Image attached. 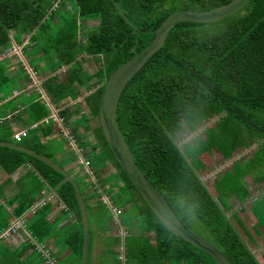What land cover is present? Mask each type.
<instances>
[{
	"label": "trees",
	"instance_id": "1",
	"mask_svg": "<svg viewBox=\"0 0 264 264\" xmlns=\"http://www.w3.org/2000/svg\"><path fill=\"white\" fill-rule=\"evenodd\" d=\"M232 1L0 0V58L6 56L0 60V109L14 99L26 101L25 113L16 106L0 114V119L4 120L0 123L4 127L1 133H5L0 135V142L24 146L53 162H56L51 155L54 153L48 152V148L55 147V156L59 153V146L55 145L57 139L49 141L52 144L44 142L57 132H53L56 122L50 117L51 110L41 96L30 99V96L26 98L19 94L2 104L1 95L14 79L8 74L7 53L21 35L37 31L30 39V50L36 53L37 43L43 38L45 44L40 51L48 52L49 48L57 54L58 66L74 63L79 54L112 55L115 58L114 62L108 61L105 71L99 68L94 75L84 73L87 82L95 80L98 84L93 85L99 89L86 98L85 116L78 119L85 129L82 133L79 129L69 132L75 145L83 147L82 158L90 167L93 164L84 153L87 151L97 157V179L106 167H114V173L101 180L107 184L115 181L111 187L117 188L119 195L129 191L127 205H132L134 215L138 213L141 218L134 221L133 226L139 227L141 223L140 227L147 232L141 237L146 238L147 243L142 246L129 243L126 263L217 264L205 252L173 235L158 220L118 164L101 127L93 130L91 120L99 118L104 85L121 65L151 44L154 35L148 32L158 29L171 14L206 12ZM115 3L138 27V32L119 14ZM50 15L52 20L46 24ZM80 20H84L87 30L90 21L98 22L99 26L93 32L82 33ZM53 23L59 32L50 40L47 34ZM82 36H86V42L82 41ZM77 77L78 74L72 79ZM50 87L46 88L47 92L56 93ZM65 88L69 89V86L58 91L62 93ZM65 95L67 93L60 98ZM69 112L70 108L61 114L65 118ZM22 115H26V119ZM213 117L219 118L215 126L205 128L203 134L180 145L181 134L196 133ZM20 122L22 126L24 123V128L34 125L35 128L29 129L27 135L17 141L15 136L20 131H15L14 126ZM119 124L137 164L188 227L215 243L234 264H263L251 246L257 249L258 240H264V193L250 204L254 222L248 217L242 219L240 211H234L232 200L240 205L249 200L251 185L247 178L255 185L264 183V0H250L239 13L219 23L176 26L164 49L127 86L119 106ZM57 136L58 140L64 138ZM252 146H256L255 152L237 160L215 178V197L200 177L208 171L204 160L215 155L230 160L238 150ZM72 155H75L74 151ZM25 165L31 169L20 178L21 182L33 175L40 186L38 192L42 193L46 188L55 191L58 203L65 206L63 210L68 213L70 223L61 226L60 219L50 221L48 205L27 214V217L33 216L26 221L23 215L34 204L36 192L32 189L27 192L26 187L12 196L6 194L13 187L12 175ZM0 170L5 172L4 181H0V264H50V259L62 264L54 253V245L62 247L63 264H81L85 232L74 185L71 182L60 185L65 179L63 174L30 155L7 147H0ZM17 182V186L23 184ZM131 194L139 199H134ZM27 199L30 201L25 203ZM20 218L23 224L18 232L21 237L24 234L25 240L14 247V237L5 238L4 234ZM247 221L251 222L250 226ZM57 231L63 236L58 235L60 239L53 243L50 239ZM151 233L155 244L151 243ZM41 248L50 254V258ZM261 256L264 259V253ZM87 264H90L89 258Z\"/></svg>",
	"mask_w": 264,
	"mask_h": 264
},
{
	"label": "rangeland",
	"instance_id": "2",
	"mask_svg": "<svg viewBox=\"0 0 264 264\" xmlns=\"http://www.w3.org/2000/svg\"><path fill=\"white\" fill-rule=\"evenodd\" d=\"M71 7H75L73 3H70ZM68 5V4H67ZM57 6V5H56ZM69 6V5H68ZM66 7V6H65ZM70 7V6H69ZM49 20H52V15H50L49 17H47V20H45V23H49ZM82 23V24H81ZM90 26H88V30L86 29V24L84 23V20H80L81 24V28L79 27V30H81L82 33H86V31L89 33V31H95L97 30L99 23L98 22H93L90 21L89 22ZM86 29V30H85ZM59 32V29L57 27V25H55L53 23V26L51 28V32L50 34L48 33L47 36L48 38H50V40L54 39L57 37ZM34 33V31H33ZM35 33H38L37 31ZM31 34V33H28ZM50 35V37H49ZM86 35V34H85ZM14 37L16 38L15 34ZM29 38V37H27ZM26 38V39H27ZM82 41L86 42V36L83 37L82 36ZM28 42V41H27ZM27 45H29L28 43H26ZM45 44V41L43 40V38H41V41H39L37 43V47L36 49V53L37 55H42L43 57L46 56V59L48 60V62H51V64H54V66H58L57 64V54H55L54 52H52L49 48L47 49V51H40L41 47ZM14 46V43H13ZM19 50V49H17ZM17 50H15V48H12V50L10 52L12 53H17ZM9 52V53H10ZM20 52V50L18 51ZM7 53V55L9 54ZM107 55H101V56H96V57H91L88 61V63H83L84 67L86 68L87 73L89 74H93L95 72H97V70H99V68L103 71H105V69L107 68L108 65V61H115L114 56L109 55L107 56L109 59H107L106 57ZM3 58V56H2ZM38 62V61H37ZM75 64V63H74ZM26 68V71H22L21 72V79L25 80V84H23L22 86L19 85L18 79H13L10 82V87H7L5 89V91H3V95H1V99L3 100L2 104H4L7 100L8 97L12 96V98H14L16 93L21 92L23 89L24 91H22V93L24 95L27 94L28 91H30L28 88L29 86H32V81L29 80L30 76H28V72L29 69L33 70V67H35V64H27L24 66ZM53 67V66H52ZM54 67V68H55ZM74 68H78V66H72ZM95 84L96 81H94ZM93 83V84H94ZM99 87V86H96ZM17 96V95H16ZM40 95H33L34 98L39 97ZM42 99H43V95ZM33 98V99H34ZM15 101L17 100H12L10 105L5 104L1 109H0V113H6L9 112L10 110H12L13 107H16L17 102L15 103ZM29 101V99H28ZM26 103V101L24 102ZM11 107V108H10ZM219 121V118L213 117L212 120H209L205 123V126H203L202 128H199L198 131L196 133H192V132H188L186 134H181V142L180 145L185 143V142H190L192 141L197 135L199 134H203L205 128L210 127V126H215L216 123ZM79 122H75L74 123V127L76 129L79 128ZM92 128L96 129L99 128V121L98 119H93L91 122ZM85 129V127L81 124L80 128ZM3 125H0V135H3L5 133H1L3 130ZM81 128V129H82ZM70 132L68 133L69 137ZM66 137H64L62 140H57L55 142L56 146H59V148L57 149L59 153H65V157L68 158L67 161H61L58 158V154L55 156V152H53L55 150V147H49L48 148V152L54 153L51 154L54 156V161H56L55 163H59L61 164V168L64 167L65 169L68 170L69 165H77V167L73 168L72 170L69 169L68 172L69 174L73 173L74 177H75V181L76 183L79 185L82 196L84 198L86 207H87V211H88V217H89V225H90V234H91V252H90V256H89V260H90V264L94 263V260L99 261V264H124V262L126 261H120L118 260V255L114 254L113 252H115V249H113V244H114V238L112 237H103L102 235H105L107 233H109L111 230V228L113 229V222L115 221L117 223L118 226L120 225H124L126 228L129 229V225H131L133 227V229H137L139 227H135V225L133 226L134 221L137 222V219L141 220V218L137 214L134 215V207L132 205H129L128 207L126 206L129 203V199H130V195H129V191L127 193L123 192V194L119 195L118 194V189L117 188H112L110 183H114L110 182L109 186L106 188V181L105 180H101L102 178L105 179L106 177H109L111 174L114 173L115 169L112 165L106 167V169L102 170L100 173V177L97 179L96 176H98V168H97V164H96V160L97 157L93 156V155H89L86 151V156L88 157L87 159H90V163L93 164L91 167L88 164H79L78 159L79 156L77 155V150H76V146L78 147V149H80V152H82V148L79 147L78 145H74L73 142L71 140L74 141V139H65ZM72 138V136H71ZM53 141V140H52ZM92 143H96V140L91 138ZM53 142H49V144H52ZM256 150V146H252L249 149H244V150H238L237 152H235L234 156L230 159V160H225L223 159L222 156L220 155H215L212 158H206L204 161L207 164L208 167V171L200 174L201 180L204 182V184L206 185V187L210 190V192L216 197V193L214 191V180L215 178H217L218 176H220L221 173H224L227 169H229L232 164L234 162H236L237 160H240L241 158H247L248 156H250L253 152H255ZM74 151L75 155H72V152ZM82 155V153H81ZM73 158H74V162H73ZM71 162V164H67ZM58 164V165H59ZM100 164V161H99ZM60 166V165H59ZM92 170V171H91ZM90 172H93V174H91ZM36 177H34L33 175L30 176V178L28 180L25 181L26 185H27V192L28 189H32L34 190L35 196H39L40 192H38L40 186L38 184V182L35 179ZM247 182L251 185L250 187V191L252 194L253 200H255L257 197L261 196V194L264 193V183H260L258 185H255L253 183V181L251 179H247ZM18 183V182H17ZM16 183V184H17ZM15 184L14 189L17 190V185ZM116 184V182H115ZM25 185V186H26ZM19 188V187H18ZM45 191H50L47 188L44 189ZM52 191V190H51ZM42 196V195H41ZM135 197L134 199H139L138 196L136 195H132L131 197ZM28 197V196H27ZM43 197V196H42ZM30 199L25 200V203L29 202ZM234 201L233 205H234V211H240L241 213V217L242 219L247 220V216L250 212L249 208H250V204L251 201L247 202L245 205H240L235 199L232 200V202ZM54 200H50L48 202V208L51 211V214L54 213L57 209H61L62 210V215L60 220L61 221V225L62 224H68L69 222V216L68 213L65 212V210H63L64 206H62V204L59 205H55L53 204ZM110 202V204H109ZM57 203V201L55 202ZM125 207H127V209H124ZM47 208V207H45ZM116 210V212H115ZM50 214V215H51ZM230 215V214H228ZM25 216V215H23ZM33 216V215H31ZM30 216V217H31ZM26 216V221H28L27 219L30 218ZM249 220L252 222L255 221L253 219V217H249ZM251 222L247 221V224L250 226ZM141 224V223H140ZM139 225V224H138ZM113 226V227H112ZM117 230V227H115L114 231ZM198 231V230H197ZM58 235H62V233L60 232H54L51 242L54 243V241H56L57 239H60V237H58ZM67 235V234H66ZM63 236V235H62ZM153 236V235H152ZM152 241H154V239H151ZM21 239L15 240V243H21L20 242ZM124 244H125V248L126 250L129 248V243L134 244H140L141 246L144 245L145 243H147V239L141 236H128L125 238L124 240ZM144 242V243H143ZM14 243V244H15ZM258 249H256L254 246H251V249L254 253H256V256L258 258V260H260V263L264 264V261H262V253H264V250L262 251V253H259V249L264 248V240H258ZM15 246V245H14ZM139 246V245H136ZM16 247V246H15ZM54 247V253L57 255V258L59 260L62 261V264L64 260L62 253H60L61 251V246H53ZM64 247V246H63ZM107 248V249H106ZM109 249V250H108ZM62 252V251H61ZM259 254V255H258ZM127 264H129L127 262Z\"/></svg>",
	"mask_w": 264,
	"mask_h": 264
},
{
	"label": "water",
	"instance_id": "3",
	"mask_svg": "<svg viewBox=\"0 0 264 264\" xmlns=\"http://www.w3.org/2000/svg\"><path fill=\"white\" fill-rule=\"evenodd\" d=\"M250 0H233L232 2L206 12L179 11L168 16L158 29L148 32L154 35L151 44L142 52L137 53L132 59L121 65L108 79L104 85L100 100V113L98 121L114 157L122 170L126 173L142 198L156 215L158 220L175 236L181 238L193 247L200 249L212 257L217 264H234L229 256L220 249L215 243L201 236L177 215L161 191L148 179L143 170L137 164L119 124V106L122 96L129 83L137 76L143 68L150 62L159 51L164 49L170 33L173 29L184 23H196L211 25L222 22L239 13ZM119 14L132 26L135 32L139 29L133 25L118 3H115ZM0 147H7L12 150L23 152L41 162H44L52 169L63 174L65 179L60 184L71 182L74 185L76 197L82 214L84 225L85 241L84 254L81 264H87L90 252V225L87 207L82 196L81 190L76 181L49 158L42 156L34 150L24 146L0 142Z\"/></svg>",
	"mask_w": 264,
	"mask_h": 264
},
{
	"label": "crops",
	"instance_id": "4",
	"mask_svg": "<svg viewBox=\"0 0 264 264\" xmlns=\"http://www.w3.org/2000/svg\"><path fill=\"white\" fill-rule=\"evenodd\" d=\"M34 34H35V32L34 33L32 32L31 34L25 33L18 38L19 39L18 41H15L13 48H15V50L19 49L20 52L17 51V53H18L17 55L15 53H12V52H10L7 55V57L9 58L7 61V63H8L7 66L9 67L8 74L12 78L18 79L19 85L22 86L23 84H25V82H24L25 80H22L20 75H21L22 71H26V68L24 66L29 64V63L35 64V67H33V70L29 69V72L27 73L28 76H30L29 80L32 81V86H29L28 89L30 91H28L27 94L23 95V96H25L26 98H28L30 96L29 98L31 99V98H34L33 95H37V94H39L40 96L43 95V99H42V96H41V99L47 104V106L51 110L52 115L50 117L53 118V120L56 122V123L54 122L55 126L53 129V132L54 131L57 132V135H59L60 137L63 136V137H66L67 139H72L71 136L67 137L69 131L71 132L73 130L79 129L78 132L82 133L83 128L82 127H81L82 129L80 128L81 125H79V128L76 129L74 127L73 123L79 122L78 119L82 118V116H85V110H86L85 100H86V98L91 96L93 93L96 92V90L99 89V87H96L95 85H93L95 80L93 82L89 83L85 79L86 76L84 73H87V71L85 68L86 66L84 67L83 63L87 64L89 59L92 56H86L85 54H79L77 60L74 62L75 64L72 63V64L67 65L64 63V64H59V66L55 67L54 64H51V62H48V60L46 59V56L43 57L40 54L37 55V53H33L30 50V48H29L31 46V42H30L31 40L30 39ZM13 36H14V34H13ZM27 37H29V38H27ZM83 37H85V36H83ZM26 43H28L29 45H27ZM2 59H4V58L1 57L0 60H2ZM79 65H81V66H79ZM72 66H78V68H74ZM95 73H93L92 75H94ZM77 74H78V77L73 80L72 79L73 76H75ZM87 74H89V73H87ZM51 80H53V82ZM48 86L49 87L51 86L50 88H52L53 91H56V93H53L54 96H53V94H49L47 92L46 88H48ZM63 86H69V89L65 88L64 91L61 93L58 91V89L62 88ZM22 91H24V89ZM22 91L19 93H16L14 96L16 97V95L23 94ZM66 93H67V95L60 98L61 96H63ZM68 93H69V96H68ZM12 96L8 97L6 100L8 101V100L12 99ZM24 102H23V99H19L17 101V105H16V106H18L19 110L22 111L21 112L22 114L25 113V107H24L25 103ZM69 108L71 109V112H69L68 115L64 118V116L61 113L64 110H67V109L69 110ZM8 114L10 115L11 113H8ZM22 116L24 119H26V115H22ZM65 120H66V122H65ZM3 121H4L3 119H0V123ZM47 122L48 121H46V123ZM91 122H92V120H91ZM21 123L22 122H20L14 126L16 129L15 131L21 132V131L29 130L32 128V127L24 128L23 127L24 123H23V126L21 125ZM33 127H35V125ZM44 129H46V128L44 127ZM97 129L98 128L93 129V130L97 131ZM57 135H55L54 137H50V139L45 140L44 142L46 143V142H49V141L55 140V139L58 140L59 137ZM71 141L73 142V140H71ZM73 144L75 145L74 142H73ZM76 150H77V155L79 156V159H78L79 164H81V165L82 164L83 165L88 164L86 162V160L84 158H82L80 149H78V147H76ZM57 156L61 161H66V159H67L65 157V153H59ZM75 167H77V165H74V164L69 165L68 170L69 169L72 170ZM30 169H31V166L25 165V166L21 167L14 175H12L13 187L11 186L6 191V194L8 196H12L17 191L23 190L27 187V186H25L26 185L25 181L21 182L20 178L23 175L29 173ZM65 170H67V169H65ZM90 173L92 174V172H90ZM70 176L75 180L73 173H71ZM4 178H5V172L0 170V181L1 182L4 181ZM249 179H251V178H249ZM18 180L20 181L19 182L20 184L21 183H23V184L18 185L19 188L17 187V190H15L14 189L15 182H17ZM110 184H112V183H110ZM108 186H109V184H106V188ZM11 188H13V189L11 190ZM51 192H52V194L55 195V191H51ZM41 195H42V193H40L39 196L35 197L34 204H36L37 202L40 201V199H42ZM253 198L254 197H252V194H251V196L247 202H249V201L253 202L254 201ZM56 201H57V203H55ZM233 203H234V201H233ZM246 203L242 204V206L245 205ZM34 204H32L30 206V209L25 214V218H26L27 214H29V213L33 214V213H31V207L33 208ZM53 204H55V205L58 204L59 207H61L60 203H58V199H57L56 195H55V199H54ZM109 204H110V202H109ZM128 206L129 205H127V207ZM127 207H125L124 209H127ZM115 212H116V210H115ZM61 215H62V210L57 209L54 213H52L50 215L49 220L50 221H55L57 219L59 220L61 218ZM248 216L250 218L253 217L251 212H249ZM18 220L19 219H17V221ZM17 221H15V222H17ZM62 225H64V224H62ZM113 226H114V228L113 229L111 228V230H109L110 231L109 233L102 235V236L103 237L105 236L107 238L108 237L114 238L115 242L112 246H113V249H115V252H113V253L118 255V260L126 261L127 250H126L125 244H124L125 238L128 236H131V235L142 236V234H147V232L140 227V224H139V228H137V229H133L132 226H129V229H128L124 225L118 226L117 223L114 221ZM115 227H117V230L114 231ZM152 235H153V233L149 234L151 239L154 237V235L153 236ZM22 236L23 237L18 235V237L14 238V240L21 239L20 242H23L25 240L24 239L25 236H24V234H22ZM90 236H91V234H90ZM90 242H91V240H90ZM151 243L155 244V241H151ZM19 244L20 243L16 242L14 245L17 247ZM263 250H264V248H261L257 251H259V253H262ZM262 259H263V257H262ZM262 261H264V259ZM93 264H99V261L94 260ZM124 264H127V263L124 262Z\"/></svg>",
	"mask_w": 264,
	"mask_h": 264
},
{
	"label": "built area",
	"instance_id": "5",
	"mask_svg": "<svg viewBox=\"0 0 264 264\" xmlns=\"http://www.w3.org/2000/svg\"><path fill=\"white\" fill-rule=\"evenodd\" d=\"M22 137H23L22 132L16 134V136H15L17 141H21ZM42 194H43V196H45V198H43L41 201H39L37 204H35L33 206V208L31 209V212L35 213L37 209L44 207L48 203V200H49V199L47 200L48 195H46V192H43ZM21 226H22V221L15 222L11 226V228L7 232H5L4 237L5 238L18 237V235H19L18 228ZM40 250L46 255V257L50 258V254L48 252H45L43 250V248H41ZM49 261H50V264H57V262L54 260L50 259Z\"/></svg>",
	"mask_w": 264,
	"mask_h": 264
},
{
	"label": "bare ground",
	"instance_id": "6",
	"mask_svg": "<svg viewBox=\"0 0 264 264\" xmlns=\"http://www.w3.org/2000/svg\"><path fill=\"white\" fill-rule=\"evenodd\" d=\"M13 43H15V41H13ZM17 51H19V50H17ZM17 54H18V53H16V55H17ZM5 57H6V56L3 55V58H4V59H5ZM33 128H35V127H32L31 129H33ZM21 132L23 133V136H26L28 130H24V131H21ZM19 133H20V132H19ZM17 145H18V144H17ZM88 165H89V164H88ZM66 171H67V170H66ZM67 172H68V171H67ZM68 174H69V173H68ZM69 175H70V174H69ZM79 188H80V187H79ZM43 192H46V195H48V198H47V200L49 199L48 202H49L50 200H54V199H55V195L52 194L51 191L48 192V191L43 190ZM43 192H42V193H43ZM42 196H43V194H42ZM43 198H45V196H43L42 199H43ZM42 199H40V201H41ZM37 203H38V202H37ZM37 203H36V204H37ZM47 204H48V203H47ZM47 204H46V205H47ZM46 205H45V206H46ZM31 209H32V208H31ZM31 213H33V212H31ZM16 221H17V220H16ZM18 221H22V218H20ZM13 224H14V222H13ZM22 224H23V222H22Z\"/></svg>",
	"mask_w": 264,
	"mask_h": 264
}]
</instances>
